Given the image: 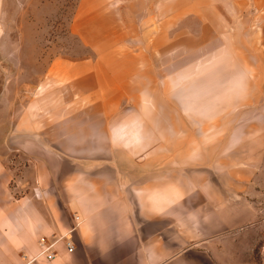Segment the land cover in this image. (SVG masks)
Instances as JSON below:
<instances>
[{
    "label": "rangeland",
    "instance_id": "374dc122",
    "mask_svg": "<svg viewBox=\"0 0 264 264\" xmlns=\"http://www.w3.org/2000/svg\"><path fill=\"white\" fill-rule=\"evenodd\" d=\"M263 11L248 0H3L0 143L17 141V125L53 124L60 139L64 125L92 130L143 113L151 158L182 173L179 228L167 232L191 243L171 245L167 234V253L264 264ZM115 82L128 100L101 101ZM249 91L255 97L245 100ZM70 135L83 143L93 134ZM0 157L5 237L7 205L22 191L13 185L31 161L1 147ZM16 255L0 243V264H16Z\"/></svg>",
    "mask_w": 264,
    "mask_h": 264
},
{
    "label": "crops",
    "instance_id": "0c3cea01",
    "mask_svg": "<svg viewBox=\"0 0 264 264\" xmlns=\"http://www.w3.org/2000/svg\"><path fill=\"white\" fill-rule=\"evenodd\" d=\"M248 1L264 5V0ZM256 17L264 21V11ZM244 82L249 89L250 80ZM118 85L111 83L104 94L100 88L101 101L128 100L124 86ZM247 92L245 100L255 97ZM131 114L125 111L108 127L92 130L64 125L60 139L52 134L53 124L12 127L17 141L12 145L3 141L0 147L17 150V156L26 154L31 161L30 175L17 177L13 185L22 191L7 205L13 219L5 227L6 236L0 233V243L17 249L16 264L21 262L18 251L36 253L38 237L56 238L69 229L73 250L66 251L62 239H57L55 255L40 257L39 264H195L192 256L180 250L167 253V234L173 235H168L174 241L171 245L191 243L167 232L179 228L182 173L174 167L167 170L165 157L151 158L143 113L128 120ZM78 131H91L92 141L73 140L70 133ZM71 162V169H64L63 164ZM59 163L62 167L55 166ZM4 165L0 163V174L7 173Z\"/></svg>",
    "mask_w": 264,
    "mask_h": 264
},
{
    "label": "built area",
    "instance_id": "2783aa9c",
    "mask_svg": "<svg viewBox=\"0 0 264 264\" xmlns=\"http://www.w3.org/2000/svg\"><path fill=\"white\" fill-rule=\"evenodd\" d=\"M70 229L60 234L56 238H48L46 236H40L37 238V251L32 255L21 254V262L19 264H39L38 259L40 257L50 259L55 255V242L57 239H62L66 251H72L74 248L73 241L70 237Z\"/></svg>",
    "mask_w": 264,
    "mask_h": 264
}]
</instances>
